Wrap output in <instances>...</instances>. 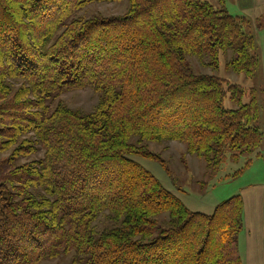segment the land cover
I'll return each mask as SVG.
<instances>
[{"label": "trees", "instance_id": "16d2710c", "mask_svg": "<svg viewBox=\"0 0 264 264\" xmlns=\"http://www.w3.org/2000/svg\"><path fill=\"white\" fill-rule=\"evenodd\" d=\"M119 2L129 6L124 16L76 17L88 4ZM208 4L0 0V264L70 253L73 264H242L240 196L211 215L192 212L130 159H157L132 139L181 143L208 166L261 144L249 125L257 100L242 104L239 86L188 68L189 56L216 68L228 51L235 73L257 65L243 19ZM13 80L22 85L13 89ZM87 87L99 96L91 113L49 107L59 93ZM228 94L235 109L223 107ZM37 151L42 158L17 165ZM100 218L112 228L98 231Z\"/></svg>", "mask_w": 264, "mask_h": 264}, {"label": "rangeland", "instance_id": "374dc122", "mask_svg": "<svg viewBox=\"0 0 264 264\" xmlns=\"http://www.w3.org/2000/svg\"><path fill=\"white\" fill-rule=\"evenodd\" d=\"M214 10L226 11L230 16L242 18L243 32L252 37L254 55L258 59L256 68L249 76L233 72L227 67L232 59L231 51L219 53L217 67L212 68L208 57L201 59L187 57L188 68L195 76H214L226 83L239 86L243 92L242 104L253 97L257 100L258 119L250 127L256 126L263 134L262 142L256 150L242 148L239 151H226L220 165L208 166L203 159L190 156L183 144L177 142L147 143L132 139L131 143L138 149H145L154 154L156 161L140 155H133L131 160L144 168L159 184L180 200L190 211L211 215L214 208L231 197L244 198L245 209L242 214V229L237 241L240 258L244 264L252 261L249 256L250 241L257 236V229L264 221V199L261 207L258 197L264 195V0H203ZM127 2L91 3L76 14L82 20L99 17L102 19L121 17L128 12ZM13 89L22 82L13 80ZM226 89V86H224ZM253 92V96L251 93ZM226 95L223 107L227 110L235 106ZM99 96L90 87L79 90H68L51 99L50 108L57 104L79 114H89L98 105ZM25 138H33L31 135ZM21 142L17 144L20 145ZM5 153L3 157L9 155ZM43 151L35 152L28 157L19 158L17 165L42 158ZM249 163V164H248ZM10 192V191H9ZM3 193L8 198V193ZM41 194V193H40ZM42 195V194H41ZM243 202V200H242ZM157 223L162 229L168 228L166 216L158 217ZM97 230L110 229L113 226L108 220L100 218L95 223ZM251 228V229H250ZM252 233L250 234V230ZM73 254L62 255L56 259H47L39 264H73Z\"/></svg>", "mask_w": 264, "mask_h": 264}, {"label": "crops", "instance_id": "0c3cea01", "mask_svg": "<svg viewBox=\"0 0 264 264\" xmlns=\"http://www.w3.org/2000/svg\"><path fill=\"white\" fill-rule=\"evenodd\" d=\"M258 198H259L261 207H263L262 201L264 199V195H261V197H258ZM242 200H243V210H244L245 209L244 203L246 202V200L244 198ZM263 216H264V212H263ZM257 231H258L257 236H254V238H252V241H250L249 256L252 258V261L248 264H264V224H262L261 227L257 229ZM251 233H252V230H250V234ZM240 259H241V263L244 264L242 258Z\"/></svg>", "mask_w": 264, "mask_h": 264}]
</instances>
